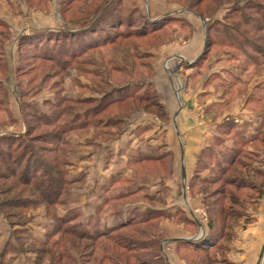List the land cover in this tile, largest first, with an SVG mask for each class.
<instances>
[{"label":"rangeland","instance_id":"obj_1","mask_svg":"<svg viewBox=\"0 0 264 264\" xmlns=\"http://www.w3.org/2000/svg\"><path fill=\"white\" fill-rule=\"evenodd\" d=\"M103 1L0 0V138L16 137V145L11 151L16 149L18 156L26 151L32 165L35 164L34 159L39 158L49 169L52 162L57 163L62 158L61 178L64 181L54 182L62 186L61 201L42 204L39 195L31 192L32 186L11 174L0 177V262L3 264H150L155 248L151 249L152 246L157 249L158 242L169 234L167 226H178L176 223L180 222L161 218L159 215L162 214L155 215L150 209L146 210L148 205L145 204L150 201L143 199L141 192L129 195L131 183H128V177L133 173L131 181L145 183L147 189L157 191V194L158 189L153 186L162 189L157 197L168 196V190L163 189L159 182L170 176L174 167L173 158L166 156L168 151L164 147L163 136H160L166 132L162 122L166 121V127L175 130L173 123L182 110L181 101L186 95L194 101L197 93L189 85L196 86L207 76V84H215V98L219 100L207 111H212L208 113L212 119L227 116L233 107L236 110H255V116H264V63L256 66L246 61L264 53V0H250V4L261 9H251L246 13L242 7L246 0H217L215 6H212L213 1L206 0L198 7L203 12L208 8L206 18L190 11L186 6L188 0H122L124 10L139 7L144 14L161 20L168 14L184 17L187 27L172 24L150 35L139 33L114 39L90 46L84 53L63 57V61L62 54H58L55 60L44 57V53H51L50 47L43 52L34 49L31 44L34 34L43 33L51 42L53 38L66 36L64 33L67 31L64 30L67 27L78 28L88 20L87 12L95 11ZM238 6L241 11L226 22L239 24L237 17L246 15L248 25L236 28L237 33L239 29L245 32L250 28L245 36L244 53L223 44H210L200 63L181 72V65L187 66L188 61L195 60L199 53L205 51L206 23L224 20L229 11ZM217 40L220 41L221 37ZM179 63L181 65L177 68ZM221 63L225 74L221 71L219 76L210 74ZM244 75L248 77L247 82L239 84ZM186 82L188 91L185 90ZM206 97L209 96L206 94L203 102ZM82 98L89 99L75 102ZM103 98L104 104L99 107L98 101ZM167 105L169 108L172 106V112L168 114ZM188 108L192 114L194 104ZM89 109L94 110V115L88 117L92 126L79 130V122L83 121L77 122L76 117L84 119L83 112ZM58 113L60 116L56 118ZM50 116L55 123L48 125L44 119H50ZM116 117L122 118V123L106 125L107 131L118 133L116 137H104L97 132V119L112 123V118ZM72 125L77 130H72ZM61 129L66 130L62 142L53 143L52 137L58 134L56 130L62 132ZM124 134L137 138L139 155L132 157L135 152L130 147L125 152L126 157H123L125 147L121 148L120 154L116 153L115 163L125 165L121 174L115 169L106 171L105 165L110 164L111 158L104 167L100 165L94 169L97 160L91 155L97 149L90 152L93 147L84 141L105 139V142L100 140L102 148L114 141L116 145ZM220 134L223 143L230 138L224 136L222 129ZM153 138L159 141L157 147L151 145ZM20 140L27 146L15 147ZM145 144L151 145V148L144 147L148 153L141 149ZM218 147L219 150L225 149L223 156H218V159L222 157L219 165L217 157L210 159L205 156L209 165L200 171L212 176L210 180L195 182L188 191V197H192L188 199L189 205H197L203 211L204 222L208 223L212 218L213 228L219 237L216 240L218 244L217 247L194 251L183 247L172 249L171 243L164 241L165 250H171L180 264H226L230 243L239 240L237 244L241 245L243 242L239 236L242 231L237 229L239 222L243 217L246 224L256 220L248 218L246 211L254 208L255 201L260 198L256 196L257 192L264 189V183L253 173L247 174L246 183H241L245 173L240 163L251 158L254 152L264 150V145H248L237 153L236 162L227 169L224 157L230 146L218 144ZM149 156L159 157L136 163L135 159L143 160ZM257 156L258 160L259 154ZM6 169L0 163V172L5 174ZM230 179L236 180L238 185L235 186ZM34 183L39 184L37 180ZM109 185L111 188L106 190ZM26 198L39 204L22 203ZM230 198H236V201L233 199L235 204ZM176 207L166 209V212ZM117 209L120 213L115 221L104 217L107 211L113 210L107 214L108 218L113 214V218ZM147 215L149 218L143 221ZM102 229L106 230L104 234L107 236L95 237V230ZM187 230L192 233L189 238L202 233H194L195 228L191 227ZM155 254L158 255V251ZM166 258L167 262L163 259L164 263L155 264H173L170 256Z\"/></svg>","mask_w":264,"mask_h":264},{"label":"crops","instance_id":"obj_2","mask_svg":"<svg viewBox=\"0 0 264 264\" xmlns=\"http://www.w3.org/2000/svg\"><path fill=\"white\" fill-rule=\"evenodd\" d=\"M179 57V56H178ZM203 57V53H199L195 60H192L191 62L188 61V65L183 67L180 63L178 64L177 68L181 65L180 71L182 72L184 68L193 69L190 68L191 64H195L198 61H201ZM183 60H186L184 57H182ZM179 59V60H182ZM200 63V62H199ZM199 66V65H198ZM224 65L221 63L220 65L215 66L210 74H215L219 76V73L224 75L225 72L223 71ZM232 67V66H231ZM237 67V65H236ZM227 69V67H226ZM233 69V68H232ZM185 70V69H184ZM179 70L177 73L180 72ZM212 76V75H210ZM226 76V75H225ZM227 77V76H226ZM223 78V77H222ZM224 79V78H223ZM209 77L207 76L206 79H202V81H199L196 86L189 85L190 87L195 88L196 95L194 96V101L192 100L191 96L186 95L184 98V101H181V112L177 116L176 123H173L175 126L174 128L166 127V121L162 122V124L165 125L166 132L164 131L163 135H160L162 137V140L164 141V147L168 151V154L173 158V172L170 176H168L164 180H160V184H163V189L168 190V196L166 198H160L157 197L159 195V192L162 191V189H159L157 187H154L155 189H158L157 191L153 192L151 189H147L145 183H139L135 181H131L133 179L132 174L130 177H128V180L131 183L129 187H131L130 194H141L143 195V199H146L150 201V203H146L145 205H148L145 207L146 210L150 209V212H160L162 213L161 218L164 219H176L180 223H176V225H168L169 231L168 235L164 240H160L158 242V248L159 251L164 259V261L167 262L166 257H171V260L173 264H180L178 261H176L175 256L173 255V252L166 251V245L164 241H169L171 244V248H179L183 247L187 250H193L192 244L196 241L190 240L189 237L191 236L190 230H187L188 227L195 228V232L197 233L200 231L201 228V235L202 240L208 236L209 234V227L207 225V222L203 220V211L197 206V205H189L188 199L192 198L189 196V185L191 181L194 179V177L197 175V182L202 180H210L212 176H208V174L198 173V164L199 162H202L206 156V151L210 150L214 154V157H217L216 163L219 165V161L222 159L220 157L218 159V156L222 155L225 151L224 148H220L217 145V140L220 138L222 139V135L220 134L221 127L224 125L225 122L234 121L235 119V130L237 132H240L241 135H245V137L251 139L250 143L252 141L253 136H256L261 129L262 126H264V116H255L256 111L251 109H243V110H236L234 107L231 108V111H229L227 116L224 117H218L212 119V116L210 117L208 113H212V111L207 112L209 108L213 106V103L218 102L219 98H215L217 94L215 87V84L208 85ZM248 77L244 75L243 81L247 82ZM264 81V80H263ZM207 84V85H205ZM262 84V83H261ZM206 86V87H205ZM210 87V88H209ZM186 91L189 90L187 88V82H186ZM206 94L209 97H206V101L203 102V99L205 98ZM199 98V99H198ZM194 104V111L188 108V106H191ZM172 106L167 105L165 109L167 110V114L171 113ZM261 113V112H260ZM259 113V114H260ZM169 124H172L169 122ZM245 130V131H244ZM232 132L225 135L227 138L224 142V144L229 145L230 148H235V141L234 138L231 137ZM131 137V138H130ZM134 137V136H133ZM132 134H124L121 136V139L117 142L116 145H114V142H111L109 144H105L102 148L100 146H95L93 143H86V145L92 146L95 151L91 156L94 158V160H97L95 162L97 166L94 169H97L98 167L103 166L106 164L108 159H112L110 164L107 166L105 165L106 171L109 169H115L118 170V174L123 173V169H125V165L121 163H115L114 160H116V153L117 155L120 154L119 152H122L121 148L124 149L123 157H126L125 152L128 149V147L134 149L135 154L132 157L138 156L140 153V145L137 141V138H133ZM98 141L99 140H93ZM130 141L132 143H130ZM152 144L156 146V143H159L156 138H153ZM85 144V143H84ZM150 144L142 145L141 149H144V147L151 148ZM157 147V146H156ZM99 148V149H98ZM106 151V152H104ZM110 153L108 154V152ZM112 151V152H111ZM146 153L149 151L145 150ZM105 153V154H104ZM259 154L258 160L254 163V167L256 169L264 171V150H260L257 152ZM104 154V155H103ZM104 159V164H103ZM122 160V159H121ZM136 161L139 159H135ZM114 162V163H113ZM123 166V168H122ZM221 167V166H220ZM102 170V169H101ZM112 170V171H113ZM217 171V168H215ZM111 171V172H112ZM91 171H89L90 173ZM110 173V171H108ZM111 188L109 185L107 189ZM109 195V194H108ZM128 195V194H127ZM90 196V195H89ZM113 198V197H109ZM108 198V199H109ZM107 200H105L106 202ZM254 208L248 209L246 212L248 218H256L252 223L246 224L244 217L239 222L240 224L237 226V229L241 230L240 238L243 240L242 244H237L239 240L234 241L230 243V256L226 258V264L229 262L230 264H264V195L257 199L255 201ZM139 203H144L140 201ZM160 203V205H159ZM187 204V208H186ZM159 205V206H158ZM178 206V207H176ZM171 207H176L170 212H166V209H170ZM139 208L136 207V210ZM135 210V211H136ZM109 210L104 215L107 220H113L118 217V214L120 213V210H115L114 212H117V214L114 215L112 218V215L108 218V213H112ZM148 216V215H147ZM243 216V214H242ZM106 220V221H107ZM248 220V219H247ZM116 226V225H114ZM177 229H171L176 228ZM205 227V230L204 228ZM245 227V228H244ZM200 231V232H201ZM163 241V242H162ZM164 254H167L165 257ZM177 255V253L175 252Z\"/></svg>","mask_w":264,"mask_h":264},{"label":"trees","instance_id":"obj_3","mask_svg":"<svg viewBox=\"0 0 264 264\" xmlns=\"http://www.w3.org/2000/svg\"><path fill=\"white\" fill-rule=\"evenodd\" d=\"M203 1H206V0H188V2H186V6L190 11L192 12L195 11L196 13H199L200 15H202V17L206 18L205 12H207L208 8L206 9L205 12H203L204 10L203 11L199 10L200 8L199 3ZM210 1H213L212 6L217 5V0H210ZM249 2L250 0L249 1L246 0V4L242 6L244 13H246L248 10H251V9L254 11L260 8L258 5H254L253 3L250 4ZM238 5L240 4L238 3ZM212 6H209V7H212ZM123 7L125 6L122 3V0H104L103 3L95 11L87 12L89 17L92 16V17H95L96 19L88 17V20H84V23L80 25L78 28H76L75 30L67 27V29L64 30V31H67L66 33H64L66 36H63V37L59 36L57 38H53L52 42L49 41V39H47L48 37L43 33L34 34L33 38L31 39V42H32L31 44L34 46V49H39V51L41 52L45 51V49L50 47L51 53L50 54L44 53L43 54L44 57L48 60H55L58 54H62L63 55L62 61H63V57H71V56H74L78 52L84 53L86 49H88V47L90 46H94L98 44H105L106 42H111L114 39H123L133 34L140 33L143 35H150V34H153L155 32L165 29L167 25L176 24L181 28H186L188 24V22H186L184 17L168 14L167 16L162 18L163 20L156 19V18L153 19L149 15L144 14L139 7H135L132 10L131 9L124 10ZM240 11H241L240 6H238L237 8H234L231 11H229L230 14L226 15L225 16L226 18L224 20L217 19L213 22L206 23V36L207 37H206L205 51L203 52L204 56L207 53L206 51H208L210 44L212 45L213 44L214 45L223 44L231 50L237 49L238 51L240 50L241 52L244 53L243 45L247 41L245 39L246 38L245 36H246V32L250 31V28L249 30L246 29L245 32H243L244 31L243 29L242 30L239 29L238 33L236 32L237 31L236 28L238 26L240 28L246 27L248 25V22L246 20V15L244 14V15L237 17V19L240 21L239 24H234L235 22H232V24L229 22H226L228 19H230V17L235 18L236 13ZM221 27H223L222 30L218 29ZM112 33L115 34L116 36H114ZM77 37L78 39H76ZM219 37H221L220 41L217 40L219 39ZM64 46H66L65 49H63ZM78 49L80 50L78 51ZM64 50L66 51L64 52ZM204 56L202 58H204ZM238 59L239 58H237V60ZM246 61L249 63H253L256 66H259L262 63H264V53L263 54L260 53L257 57H254V58H247ZM198 62H201V61H198ZM194 65H196V63L191 64L190 67H193ZM241 83L245 84L246 81H243V80L239 81V84ZM87 99L89 98L77 99L75 100V102L80 103ZM88 101H91V98ZM104 101H105L104 98L103 100L102 99L99 100L98 102L100 104H98V106L101 107L104 104ZM83 113H84L83 115L85 116L84 118L85 120L82 118L76 117V120H78L77 122L83 121V122H79L81 124L78 126L79 130L87 129L90 126H92V124L89 122L88 117L90 115H94V110L89 109L87 111H84ZM59 114L60 113L56 115V118H59L60 116ZM112 119H113L112 123L104 122L105 121L104 119H97L95 121L96 123L95 128L97 132L99 134H102L104 137L106 136L107 137L111 136L113 138L116 137L118 133H112V132L107 131L108 127L106 125H116L118 121H121L122 123L123 119L122 118L117 119V117L112 118ZM45 121H47L46 124L48 125L55 123L53 117H51L50 119L48 118L47 120L44 119V122ZM235 126L236 125L234 121H230V122H225L224 125L221 127L225 135L232 132L231 137L234 138L235 145H236L235 148L229 149L228 153L224 157L225 169H227L226 167H230L232 164L236 162V158L238 157V154H239L238 152L245 149L248 145L252 143L264 145V126H262L261 129L259 130L260 133H258L256 136H253L251 143H250L251 139L245 137V135H241L240 132H237L236 130H234ZM72 127H73L72 130H77V128L74 127L73 125ZM81 127L83 129H80ZM56 131L58 132V134H55L52 137V141L53 143L54 141L61 143L63 139V134L66 130L61 129L63 133L60 132L59 130H56ZM0 139H1L0 146L3 147V148H0V163L3 164L7 168L6 169L7 172L5 174L3 172H0V177L5 178L7 177V175L11 174L17 179L21 180L26 185L32 186L33 188L31 189V192L33 194L35 193V195H39L38 199H40L39 202L42 204L57 203L58 201H61L62 186H60V184H55L54 182H62V183L64 182L62 181V178H61L62 176L61 165L63 163L62 158H60V160H58L59 162L57 163L52 162V166H50L49 169H47L45 162L39 158L34 159L35 164L32 165V162L29 159L30 155L29 157L26 156V151L22 152L19 156L15 154L16 149L14 151H11L12 147L16 145V142H17L16 137L5 136ZM95 139L96 138H90L89 140L84 141V143L85 144L93 143L95 146L101 147L102 143L100 140L102 139H99L100 142L93 141ZM104 140L105 139H103L102 141L105 142ZM218 144L220 145L224 144L222 139L219 138L217 140V145ZM18 145L27 146V144L21 140L18 142L17 146L15 147H19ZM5 147L7 148V150H5ZM257 154H258L257 152H254L251 158H248V160H244L242 164L240 163V167L244 169V173H245L244 176H242L241 178V183L247 182L245 179L248 178L247 174H250V173H253L257 177H261L264 183V171L256 169L253 163L257 161V157H258ZM166 156L170 157L168 152ZM5 157L8 159L4 160ZM155 157H159V156H151V157L149 156L143 160L139 159L137 160L136 163H140L142 161H146V160H149ZM206 157L210 159L215 158L214 154L210 150L206 151ZM206 165H209V164L204 158V160L202 162H199L198 164V173H199V169L201 170L202 168H206L205 167ZM236 178H238V176H236ZM36 180L39 183L37 185H36L37 182L34 183ZM197 181L198 180H197V175H196L189 185L190 189L192 185ZM230 181L234 182L235 186L238 185L236 180L230 179ZM252 186L254 188H257L256 184H253ZM257 194L258 195L256 196L262 197V195L264 194V189L259 190ZM233 199L236 201V198H230V200H232V203L235 204V202H233ZM22 203L27 205L31 203L36 204L38 202H36L35 200H31L30 198H26V200L22 201ZM236 204L239 205L238 202ZM238 213L241 216L242 213L241 212H238ZM157 214H162V213L156 212L155 215ZM209 214L210 213H208V218H209ZM159 216L161 217V215ZM147 218H149V215L146 218H143L142 220L145 221L144 219H147ZM207 225L209 227V234L203 240L197 241L192 244V248L194 251L197 249L206 250L208 247H212V246L217 247L218 242L216 240L219 237L217 236V231L213 228L212 218H211V221L209 218ZM95 231H96L95 237L104 238L107 236L106 233L104 234L106 230L102 229V230H95ZM108 232L112 233L110 231ZM153 248H154V253H152L153 259L151 260L150 264L164 263L163 258L161 257V253L158 248V244H157V249H156V246H152L151 249ZM155 251H158V255L155 254ZM0 264H3V262L1 261Z\"/></svg>","mask_w":264,"mask_h":264},{"label":"built area","instance_id":"obj_4","mask_svg":"<svg viewBox=\"0 0 264 264\" xmlns=\"http://www.w3.org/2000/svg\"><path fill=\"white\" fill-rule=\"evenodd\" d=\"M200 237H202L201 233H200L199 236H193V237H191V238H193L194 241H196V240H199ZM164 255L167 256V254H164Z\"/></svg>","mask_w":264,"mask_h":264},{"label":"flooded vegetation","instance_id":"obj_5","mask_svg":"<svg viewBox=\"0 0 264 264\" xmlns=\"http://www.w3.org/2000/svg\"><path fill=\"white\" fill-rule=\"evenodd\" d=\"M201 228H202V227H201ZM201 228H200V231H201ZM199 234H200V233H199ZM199 234H196L195 236H199ZM199 240H202V237H200ZM199 240H196V242L199 241Z\"/></svg>","mask_w":264,"mask_h":264},{"label":"water","instance_id":"obj_6","mask_svg":"<svg viewBox=\"0 0 264 264\" xmlns=\"http://www.w3.org/2000/svg\"><path fill=\"white\" fill-rule=\"evenodd\" d=\"M189 239L194 241V239H193V238H189Z\"/></svg>","mask_w":264,"mask_h":264}]
</instances>
